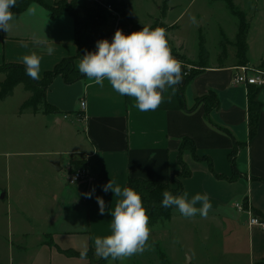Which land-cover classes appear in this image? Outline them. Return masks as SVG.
I'll return each instance as SVG.
<instances>
[{
    "label": "crops",
    "instance_id": "crops-1",
    "mask_svg": "<svg viewBox=\"0 0 264 264\" xmlns=\"http://www.w3.org/2000/svg\"><path fill=\"white\" fill-rule=\"evenodd\" d=\"M56 1L44 0L49 6ZM123 1L127 5L125 11L128 18L125 19L131 25L133 23L142 29L143 25L151 26L158 20L140 21L131 12L128 1ZM160 3L164 5L165 0L159 1L158 8L162 5ZM30 5L38 6L35 16L26 15ZM30 5L24 11L14 13L15 19L10 22L12 26L8 33L0 30V65L23 64L25 55L35 53L41 57L42 78L60 60L76 55L74 20L67 12L53 17L47 6L36 2ZM158 21L163 22L162 19ZM165 24L169 26L176 23L172 21ZM251 29L249 22L245 64L264 69V53L261 51L253 56ZM172 38L187 56L197 58L189 55L185 44L177 36ZM85 39L89 43L86 52L96 51L98 40L107 39L111 42V29L108 26L103 29L88 28ZM36 41L47 43L38 44ZM47 47L54 49L52 55L47 54ZM79 62L80 58H76L77 69ZM194 64L202 71L187 84L183 78L175 91L168 89L163 94L164 102L156 110L147 112L132 107L134 100L117 94L107 81L100 86L87 78L71 84L66 83L61 76L54 79L46 100L59 113L45 114L43 111L46 129L50 128L57 135L64 128H69L70 135L66 137L69 147L39 153L67 155L50 164L58 176L62 172L69 175L77 169L74 161L87 166L90 174L75 185H69L67 181L60 186L55 183L49 192L44 189L43 194L39 187L40 195L24 194L17 201V210L13 211L11 207L7 209L8 228L13 225L10 223L13 217H17L16 220L22 225L17 237L8 246L10 253L17 252V260L12 258L6 264H87L86 258L68 255L65 251L95 249V238L110 234V213L121 197L114 196L111 190L104 192L103 185L111 179L123 189L130 177L168 183L171 175L182 168L180 156L191 169V174L181 178L184 188L176 195L187 193L190 200L196 194H206L212 208L206 217L197 214L185 218L173 206L172 218L160 219L156 224H165L168 230L174 226L183 229L180 235L185 234L182 238L184 255L189 256L190 261L193 258L189 246L195 243L196 229L201 228L203 231L204 225L212 226L214 223L224 230L226 227L230 231L235 229L233 238L235 241L238 239L239 244L242 237L239 238L237 233H247L249 263L260 264L264 261V229L250 225L249 214L235 207L236 203H243L251 209V216L264 220V88L257 96L262 103L258 130L249 139L248 88L234 82L236 66L232 62L209 63L207 66L198 62ZM179 87H182V91ZM213 92L218 99L217 107L209 109L205 102L198 101ZM82 100L86 101V108L79 118L76 114L81 109ZM36 113L33 112L34 115ZM65 114L69 118H65ZM65 120L71 122L77 131L73 126L64 127ZM184 137L195 142L198 158L190 149L180 154L179 147ZM235 145L236 153L232 155ZM86 193H91V198ZM96 197H102L105 202L106 211L103 215L100 214ZM46 198L52 202L42 203L41 200ZM0 199L9 204L16 201L8 189H4ZM27 200L35 202L32 212L20 206L22 201ZM143 203L148 210L147 204ZM196 206L200 207V204ZM64 212L71 215L63 217ZM153 226H149L151 232ZM31 234L33 238L29 242L27 238ZM208 235L206 233L207 239Z\"/></svg>",
    "mask_w": 264,
    "mask_h": 264
},
{
    "label": "rangeland",
    "instance_id": "rangeland-1",
    "mask_svg": "<svg viewBox=\"0 0 264 264\" xmlns=\"http://www.w3.org/2000/svg\"><path fill=\"white\" fill-rule=\"evenodd\" d=\"M127 1L131 12L140 21L146 22L154 19H162L163 22L168 23L175 21L176 24L167 26L165 22L157 20L149 27L155 29L162 23L166 27V36L172 55L182 62L183 78L186 79L193 70L197 69L194 63L199 62L201 51L207 53L208 64H228L230 62L235 66L245 64L237 58V49L234 44L239 17L231 10L227 0H165L164 5L160 3L162 5L159 8L157 6L160 0ZM87 2L93 3L94 1L87 0ZM232 2L235 10L242 11L251 23L253 56L261 51L264 53V0H232ZM192 17L195 18V24L192 23ZM107 25L111 31L121 29L123 33L128 34L132 33L131 31L141 30L131 25L123 16L120 17L112 12ZM172 36H177L185 44L189 55H195L197 58L187 56ZM3 67L4 65H0V88L1 82L6 77ZM29 97L30 92L25 90L23 84H19L9 96L0 99V197L4 189H8L16 198V201H11V204L0 199L1 264L8 263L12 258L17 260V252L10 253L8 246L17 237L22 225V222L16 220L17 217H13V222L10 220L13 225L8 228V216L5 215L7 209L11 207L13 211L17 210L19 207L17 201H20L24 194L37 193L40 195L39 187L43 194L44 189L49 192L55 183L60 186L65 181L68 182V173L62 172L61 176H58L54 174L50 165L52 161L62 159L67 155H41L39 151H51L56 148L64 150L69 147L66 141V137L70 135L69 128H64L63 132L57 134L58 136L50 128L46 129L47 121L43 114V106L38 110L39 114L34 115L31 108L21 112L22 104ZM65 121L64 127L73 126L71 122ZM73 127L76 130L75 126ZM181 173L182 168L171 175L168 182L171 187H177ZM68 184L71 185L69 182ZM41 202L49 204L52 201L46 198ZM33 203L35 204L31 200L22 201L20 206L32 212V207L36 206ZM63 214V217L71 215L67 212ZM203 229L209 233V239L204 230L196 229L195 243L189 246L191 250L189 253L193 258L191 261L189 256L184 255L185 248L182 238L184 239L185 234L180 235L184 232L183 229L174 226L168 230L165 224L159 223L152 227V234L148 241L149 247L142 254L123 260H110L107 264H250L247 255V233L244 234L242 231L237 233L239 238L242 237L239 241L241 244H239L238 239L235 241L233 238L235 229L230 231L226 227L224 230L215 223L212 226L204 225ZM32 238L33 234L27 239L32 242ZM95 257L98 256L95 254ZM260 264H264V261Z\"/></svg>",
    "mask_w": 264,
    "mask_h": 264
},
{
    "label": "clouds",
    "instance_id": "clouds-1",
    "mask_svg": "<svg viewBox=\"0 0 264 264\" xmlns=\"http://www.w3.org/2000/svg\"><path fill=\"white\" fill-rule=\"evenodd\" d=\"M16 5L17 0H0V30L10 31V22L15 19L11 9ZM37 9V5H30L26 15L35 16ZM191 20L196 23L194 17ZM36 43L46 44L47 41ZM46 51L52 55L54 49L47 47ZM22 63L26 75L34 80L40 79L41 57L35 53L25 55ZM78 71L97 85L103 86L107 81L117 94L131 97L134 100L132 107L141 112L156 110L164 102L163 94L170 88L175 91L183 80L182 62L172 55L165 29H152L146 25L127 35L117 29L111 42L107 39L98 40L96 51L86 52L81 57ZM109 190L121 199L110 213V234L95 238L96 256L115 261L142 254L149 247L151 229L140 193L131 187L122 189L111 179L103 185L104 192ZM85 195L91 198V193ZM162 195L161 207L174 206L185 218L197 214L206 217L212 208L206 194H196L190 200L187 193L174 196L165 190ZM96 199L100 214L103 215L106 211L105 202L102 197ZM80 255L81 259H85L87 250L81 251Z\"/></svg>",
    "mask_w": 264,
    "mask_h": 264
},
{
    "label": "trees",
    "instance_id": "trees-1",
    "mask_svg": "<svg viewBox=\"0 0 264 264\" xmlns=\"http://www.w3.org/2000/svg\"><path fill=\"white\" fill-rule=\"evenodd\" d=\"M227 1L231 10L239 17L237 34L234 40V44L237 49V58L246 63L247 59L245 54L248 47L247 35L249 31V21L242 11L235 10V5L233 4L232 0ZM33 2L47 6L53 17H56L63 12H67L73 17L75 43L77 46L76 55L65 57L60 60L53 69L47 70L43 77L39 80H34L26 75L24 64H4L3 68L6 72V77L1 82L0 99L9 96L17 85L23 84L25 90L30 92V97L22 104L21 112L28 108H31L33 112H38L40 107L43 106V111L45 114H56L59 113V110L46 100L49 87L53 83L54 79L58 76H61L68 84L87 78L86 76L81 75L78 69L75 68V59H81V57L87 51L89 43L85 39L86 30L88 28H106L108 26L107 23L110 17V12L102 5L95 2L88 3L87 0H58L52 6L46 5L44 0H17L16 7L12 8L11 11L13 13L22 12ZM108 2L114 9H117L124 18H128V15L125 11L127 5L123 0H108ZM132 25L134 24L132 23ZM134 26L136 27V25ZM158 27L165 29L163 25H158ZM207 59V53L201 51L198 63H201L203 66H207ZM194 66L196 65L194 64ZM196 68L197 69L193 70L192 74H190L185 79V84L189 83L197 74L202 71L200 67L196 66ZM179 88L180 91H182V87ZM261 89L262 88L253 85L248 87L249 139H252L258 130L262 103L258 100L257 96ZM198 101L205 102L209 109L218 106V99L214 92L199 98ZM221 128L225 132H228L226 128ZM186 149H190L194 156L197 157L195 142L189 137H184L182 139L179 147L180 154H182ZM235 153L236 145L232 155ZM179 163L182 166V173L180 175L181 178L190 176L191 169L187 166V164H185L182 156L179 157ZM74 166H76L75 168H79L83 166V163L79 162L78 164V162L74 161ZM126 187H131L140 193L142 201L147 204L149 226L155 225L160 219L170 220L172 218V207H161L163 191L167 190L173 195H176L181 193L184 188L181 179L177 182V187L173 188L169 185V183L166 182L139 177H130ZM65 253L68 255L81 256V251L66 250ZM86 259L88 260L87 264H107L111 260V258L105 260L100 257H95L94 248L87 250Z\"/></svg>",
    "mask_w": 264,
    "mask_h": 264
},
{
    "label": "built area",
    "instance_id": "built-area-1",
    "mask_svg": "<svg viewBox=\"0 0 264 264\" xmlns=\"http://www.w3.org/2000/svg\"><path fill=\"white\" fill-rule=\"evenodd\" d=\"M94 1L95 3H98L105 7L110 13L112 12L113 14H118L120 17L122 16L121 13L112 7V5L108 2V0H91ZM117 29L114 31H111L112 33V39L114 36V33ZM134 32V31H131ZM166 32V30H165ZM125 35L128 33L125 32ZM112 41V40H111ZM236 72L234 75V82L236 84L244 85L245 87H249L251 85L259 87V88H264V69L261 68H255L252 67L251 65L248 64H242L238 65L235 67ZM81 109L80 111L76 114L79 118H81L82 114L81 112L86 108V101L82 100L81 103ZM65 118H69V115L65 114ZM90 172L87 166H82L77 169H75L73 172H71L67 179L68 182L71 185H75L79 183L80 181L86 179L89 176ZM235 207L240 210L244 211L249 214V224L250 225H257L264 229V220L261 219L260 217L257 216H251V209L248 207H245L243 203H236Z\"/></svg>",
    "mask_w": 264,
    "mask_h": 264
},
{
    "label": "water",
    "instance_id": "water-1",
    "mask_svg": "<svg viewBox=\"0 0 264 264\" xmlns=\"http://www.w3.org/2000/svg\"><path fill=\"white\" fill-rule=\"evenodd\" d=\"M59 168V167H58Z\"/></svg>",
    "mask_w": 264,
    "mask_h": 264
}]
</instances>
